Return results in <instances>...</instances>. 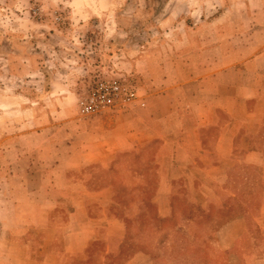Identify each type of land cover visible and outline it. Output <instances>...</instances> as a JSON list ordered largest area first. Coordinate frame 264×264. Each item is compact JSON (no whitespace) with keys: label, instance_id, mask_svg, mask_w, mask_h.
<instances>
[{"label":"crops","instance_id":"obj_1","mask_svg":"<svg viewBox=\"0 0 264 264\" xmlns=\"http://www.w3.org/2000/svg\"><path fill=\"white\" fill-rule=\"evenodd\" d=\"M214 2L162 16L175 43L121 63L136 106L82 119L74 68L10 142L0 264H264V0ZM132 221L158 253L131 247Z\"/></svg>","mask_w":264,"mask_h":264},{"label":"rangeland","instance_id":"obj_2","mask_svg":"<svg viewBox=\"0 0 264 264\" xmlns=\"http://www.w3.org/2000/svg\"><path fill=\"white\" fill-rule=\"evenodd\" d=\"M214 1L0 0V220L12 216V178L16 186L23 183L12 169L10 142L34 127L28 124L32 117L46 119L43 109L60 106V96L73 80L66 76L74 77V68L90 70L82 79L83 89L96 76L124 72L121 63L136 53L135 47L161 40L165 47L175 43L173 36L162 37L156 30L162 16L176 17L186 7L197 16L203 8L212 14L218 8ZM131 82L138 87L135 79ZM131 223V247L157 252L160 236L150 232L141 245L136 239L140 229Z\"/></svg>","mask_w":264,"mask_h":264},{"label":"built area","instance_id":"obj_3","mask_svg":"<svg viewBox=\"0 0 264 264\" xmlns=\"http://www.w3.org/2000/svg\"><path fill=\"white\" fill-rule=\"evenodd\" d=\"M138 87L121 72L104 73L91 79L81 90L79 116L91 120L105 112L124 110L139 102ZM144 107V103L139 104Z\"/></svg>","mask_w":264,"mask_h":264}]
</instances>
